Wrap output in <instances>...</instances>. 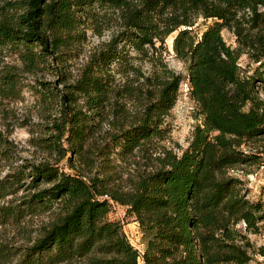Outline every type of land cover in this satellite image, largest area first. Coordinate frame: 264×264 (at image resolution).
<instances>
[{
    "label": "trees",
    "instance_id": "16d2710c",
    "mask_svg": "<svg viewBox=\"0 0 264 264\" xmlns=\"http://www.w3.org/2000/svg\"><path fill=\"white\" fill-rule=\"evenodd\" d=\"M0 5V114L29 92L39 119L19 125L32 135L22 165L0 131V264H262L248 235L264 200L229 172L264 153L242 149L264 140V0ZM173 35L185 75L167 61ZM90 36L100 41L84 55ZM183 85L199 121L186 147L170 122ZM113 205L138 222L142 249ZM8 228L29 245L3 239Z\"/></svg>",
    "mask_w": 264,
    "mask_h": 264
},
{
    "label": "rangeland",
    "instance_id": "374dc122",
    "mask_svg": "<svg viewBox=\"0 0 264 264\" xmlns=\"http://www.w3.org/2000/svg\"><path fill=\"white\" fill-rule=\"evenodd\" d=\"M1 7V5H0ZM198 32L205 28L204 22L202 20L197 24ZM223 37L229 45L235 46L234 36L227 32L223 31ZM107 38V36L105 37ZM89 43L84 47V55L88 52L91 47L98 44L100 39L94 36H90ZM173 39L174 35L167 39L166 45L169 50L167 55V61L172 69L176 72L186 74V67L184 64L176 59L173 55ZM84 55L77 61L78 64L83 63ZM8 62L13 63L14 57L7 59ZM244 66L247 64V60L244 58L242 60ZM182 94L179 97L177 105L171 113L170 122L173 127L172 132V141L174 143H179L181 146L186 147L187 143L192 135L194 127L199 122L196 119L197 106L196 103L190 98L188 94V88L186 85H183ZM261 97L264 99V91H261ZM9 110V116L6 120L0 114V131H2L7 136L9 135L10 140L13 141L15 145V150L10 155L11 162L16 165H22L27 161L32 160L33 149L29 145V140L32 135L30 133V127L19 126L23 121L28 118H32L34 123L39 122V119L36 115V108L34 97L29 92H26L24 95V101L20 103H13L11 106L7 107ZM258 150L254 148H258ZM264 148V140L257 142L255 144H249L244 146L242 149L248 152L251 151H261L260 149ZM5 162L0 164V176L3 177L8 173V168ZM229 175L235 178L240 179L242 182L243 193L251 201L264 200V153L262 154V159L259 165L253 166H244L236 168L229 172ZM109 218L113 221H118L123 225L124 233L126 234L130 243L137 249H142V233L139 227L138 222L134 217H131L127 214L126 208L113 205ZM41 220H39L40 222ZM38 220L33 221V224L39 225ZM1 234L7 239L10 243L15 246H27L28 238H23L22 235H19L15 229L8 228L7 230H1ZM251 242L254 244L256 250L259 248L264 249V226L258 234H249L248 235ZM29 237V236H28ZM35 237V235H33ZM255 260L264 264V256L257 251L255 255Z\"/></svg>",
    "mask_w": 264,
    "mask_h": 264
}]
</instances>
